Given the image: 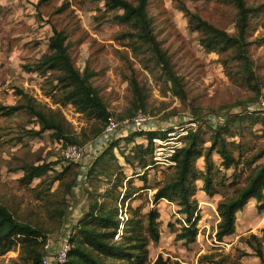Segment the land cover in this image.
<instances>
[{"label":"rangeland","instance_id":"rangeland-1","mask_svg":"<svg viewBox=\"0 0 264 264\" xmlns=\"http://www.w3.org/2000/svg\"><path fill=\"white\" fill-rule=\"evenodd\" d=\"M181 2L228 32L235 31L236 9L221 0H147L146 10L153 35L171 69L179 77L185 99L172 92L163 73L146 54L131 48L130 38L119 36L128 26L112 21V13L105 10L102 0H48L40 3L38 0H0V202L16 218L40 227L44 244L49 241L58 249L64 238L75 232L88 200L81 191L82 181H77L72 192H69L68 185L78 173L77 165H90L107 145L98 144L97 136L93 135L91 129L97 121L87 119L71 104L55 102L53 74L47 71L41 75L36 69L55 28L65 34L75 67L92 72L89 81L106 104L109 115L123 121L132 117L137 109H142L149 117L151 130L168 131L167 139L154 140L155 162L145 171L147 182L141 197L126 201L123 208L126 209L128 202L132 206L143 203L144 212L150 208L159 212L160 237L156 243L151 241L148 245L150 264H154L158 256L179 264H263L245 242L253 233L261 237L264 251L261 230L264 227V207L259 208L256 200L250 199L237 211L232 234L220 241L214 235L219 220L218 201L241 188L251 168L264 161V156L249 166H220L224 184L217 185V191L212 195L201 189L202 181H196L194 197L198 202L199 219L193 242L177 240L171 231L170 224L179 227L178 219L183 216L175 202L167 199L152 202L154 187L172 163L169 151L180 143L179 137L189 127L221 123L223 115H248L254 111L252 105L264 95V0H245L248 6L258 9L250 14L245 36L257 77L256 88L229 77L220 62L221 56L202 47L198 32L188 27L187 19L178 7ZM132 76L142 87L144 96L143 105L137 108L131 103L133 93L129 78ZM19 90L44 108L61 110L78 141L76 143L85 149L80 159L68 161L63 155L66 143L52 137L51 130L36 132L39 124L25 109L4 113L2 107L23 101ZM131 132L134 131L125 130L122 125L121 135L114 137L120 139V147L125 153L130 151L133 143L147 142V131H141L143 134L135 135L134 141L126 144L123 137ZM234 139L241 145V157H250L264 145V123L244 121ZM98 145L100 148L95 150ZM113 151L123 171L132 175L133 168L124 161L120 150L115 148ZM212 158L219 165L218 154L213 153ZM29 165L43 166V171L30 180H23L21 168ZM196 165L204 169L202 157L197 159ZM65 166L69 169L62 179L55 180ZM136 170L143 173L138 167ZM132 179L135 185L143 186L138 176L134 175ZM87 185L83 184L84 187ZM93 186L103 191L107 185L101 181L89 187ZM44 244L43 254L46 253ZM18 257L17 248L9 250L0 254V264H23Z\"/></svg>","mask_w":264,"mask_h":264},{"label":"trees","instance_id":"trees-1","mask_svg":"<svg viewBox=\"0 0 264 264\" xmlns=\"http://www.w3.org/2000/svg\"><path fill=\"white\" fill-rule=\"evenodd\" d=\"M48 0H38V3ZM104 8L110 11L111 20L128 29L119 33L120 37L130 38L131 48L136 52L147 55L164 75L170 84L172 92L181 99L186 94L179 77L171 69L168 58L160 49L152 32L150 18L147 15V0H102ZM228 2L236 9L235 31L216 26L202 18L197 12L189 9L183 2L179 9L184 13L188 27L198 32L199 43L206 51L219 54L220 62L225 73L232 79L249 87L256 88V75L252 66V59L248 53L246 28L251 12L257 11L248 6L245 0H221ZM39 74L45 75L48 71L55 80L54 101L59 104H71L75 110L84 114L87 119H94L92 132L99 135L109 116V111L96 88L90 83L92 74L86 68L80 71L75 67L68 52L66 37L62 30L53 29L48 39L47 51L37 62ZM133 93L131 103L134 108L143 105L144 96L142 87L132 76L129 78ZM22 102L2 107L8 114L18 109H25L39 124L36 132L51 130L52 137L67 143L78 142L73 136L68 122L58 108H44L30 95L19 90ZM52 94H50L51 96ZM222 122L189 127L179 137L180 144L174 147L169 156L172 162L163 173V178L154 187L152 202L167 199L178 205V212L183 216L178 219L180 226L170 224L177 240L190 243L195 241L198 233L197 220L199 219L198 202L194 197L196 181H202L201 189L212 195L217 191L216 186L224 184L221 177V167L236 168L239 164L251 165L264 156V145L250 157H241V145L234 137L239 134L240 124L264 123V111L254 110L247 114L221 116ZM98 124V125H97ZM168 131L149 130L145 133L147 142L133 143L130 151L125 153L120 147V139H111L106 147L91 160L90 165H77L78 173L72 177L68 185L72 192L77 181L88 184L81 185V191L87 196V209L78 218L75 232L68 235L71 247L65 261L54 264H150L148 245L156 243L160 237L159 212L156 208L143 211V203L132 206L129 202L123 210L126 201L140 198V193L147 182L145 171L155 161L153 152L154 140L167 139ZM208 132L207 136L205 134ZM143 132L134 131L124 136L126 144L134 141L135 135ZM208 142V144H206ZM118 148L124 161L133 168L132 175H127L120 165L114 149ZM235 150L238 153H235ZM218 154L220 163L217 165L212 158ZM202 157L204 169L198 168L197 159ZM140 168L142 174L136 170ZM22 179L30 180L43 171V166H23ZM69 169L65 166L55 180L62 179ZM134 175L143 181V186L133 183ZM105 182L106 187L99 191L96 182ZM232 184V183H231ZM264 161L251 168L246 183L232 195L222 198L217 203L219 220L216 224L215 239L222 240L235 230L236 213L250 199L256 200L258 207H264ZM264 236V227L261 229ZM43 230L29 222L16 218L12 212L0 202V254L9 250L18 249V259L23 264H43ZM245 242L254 250L264 264V251L261 237L250 234ZM154 264L170 263L158 256Z\"/></svg>","mask_w":264,"mask_h":264},{"label":"built area","instance_id":"built-area-1","mask_svg":"<svg viewBox=\"0 0 264 264\" xmlns=\"http://www.w3.org/2000/svg\"><path fill=\"white\" fill-rule=\"evenodd\" d=\"M251 109L260 111L264 110V95L260 96V98L252 105ZM122 125L124 126V129L128 131H149L152 129L149 117L142 111V109H137L132 117L123 121L115 119L109 115L105 124L103 125L102 133L96 137V142L103 146L115 136H120L121 134L119 132ZM179 144L180 143H178L176 146ZM100 145H98L95 150H98ZM174 147L169 151V156L172 152H174ZM84 153V147L78 143H68L63 147V155L68 161H77L83 156ZM44 247L46 253L42 259L43 264H54L55 262L65 261L67 252L71 247V243L69 242L68 237H65L58 249H55V247H53L49 241H46Z\"/></svg>","mask_w":264,"mask_h":264}]
</instances>
